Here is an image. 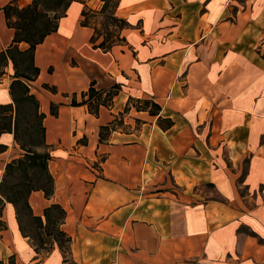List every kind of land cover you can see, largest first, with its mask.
I'll use <instances>...</instances> for the list:
<instances>
[{"label":"crops","instance_id":"crops-1","mask_svg":"<svg viewBox=\"0 0 264 264\" xmlns=\"http://www.w3.org/2000/svg\"><path fill=\"white\" fill-rule=\"evenodd\" d=\"M100 1L68 7L36 47L30 82L54 193L33 192L29 203L44 221L59 205L71 242L37 252L6 203L0 264H264V0H118L127 25L108 51L81 23ZM31 2L0 0V52L15 36L4 8ZM13 73L10 62L2 105L13 101ZM92 83L120 86L97 114L72 105ZM144 99L173 126L134 106ZM0 144L1 184L23 151L11 133Z\"/></svg>","mask_w":264,"mask_h":264},{"label":"trees","instance_id":"trees-1","mask_svg":"<svg viewBox=\"0 0 264 264\" xmlns=\"http://www.w3.org/2000/svg\"><path fill=\"white\" fill-rule=\"evenodd\" d=\"M78 0H32L31 4L19 8L16 5H8L4 8L8 27L15 31L13 43L0 52V82L9 63L13 67V81L10 85L12 103L0 104V137L2 134H14L15 141L20 146L23 154L20 158L7 164L3 180L0 184V235L7 229L3 220V211L6 203L12 204L16 209L17 221L24 237H29L37 252L50 251L54 243L64 250L67 249L71 238L60 230L64 220L65 211L59 205H52L44 213L45 221L40 216L33 214L29 198L33 192L43 191L46 197L54 193V179L49 172L51 154L46 149V130L43 125L45 114L40 111V102L32 94L30 82L39 75V68L34 64L36 47L44 39L57 31L59 20L65 15L68 7ZM99 9L88 8L82 12V25L91 26L95 33L92 43L96 48L108 51L120 41V30L127 23L115 16L118 0H101ZM63 14H57L61 10ZM112 10V12H111ZM109 13V19L114 23L118 36L114 40L112 33H106L104 26L97 23V19ZM103 37V41L97 44ZM29 45L27 50H21L20 44ZM29 63L33 73L30 75L19 67ZM120 90L119 85H114L107 90H97L92 83L87 92L82 93V101L74 100V106H88L90 112L97 114L101 106H110L113 98ZM140 111H148L151 116H159L158 125L162 129L173 126L171 119L160 116L161 106L150 99L133 100ZM128 108L126 109V112ZM52 113H55L52 111ZM117 120V119H116ZM117 123V121H116ZM115 121L113 124H116ZM109 127L102 128L101 137ZM7 147L0 144V154ZM34 228L35 233L30 228Z\"/></svg>","mask_w":264,"mask_h":264},{"label":"rangeland","instance_id":"rangeland-1","mask_svg":"<svg viewBox=\"0 0 264 264\" xmlns=\"http://www.w3.org/2000/svg\"><path fill=\"white\" fill-rule=\"evenodd\" d=\"M63 9L60 11V12H58L57 14H55V15H52L51 14V17H54V16H60V15H62L63 14ZM111 12H112V10H111ZM109 13H106L104 16H102V17H100V18H98L97 19V23H99V24H101V26L103 27L104 26V31L106 32V33H112L113 34V37H114V40H116V38L115 37H117L118 36V34H117V30H116V28H115V25H114V23H112V21L108 18L109 17ZM24 65H21L20 67H19V69H20V71H23V69H25V66L27 65L28 66V64H25V63H23ZM31 64L29 63V66H30ZM28 66V67H29ZM28 74H32L33 73V70H32V68L31 67H29V68H27L26 70H25ZM45 150H47V149H41V151H45ZM31 230H32V232H34L35 233V230H34V228L32 227V228H30ZM242 230H244L245 232H248L247 231V229L246 228H241Z\"/></svg>","mask_w":264,"mask_h":264},{"label":"built area","instance_id":"built-area-1","mask_svg":"<svg viewBox=\"0 0 264 264\" xmlns=\"http://www.w3.org/2000/svg\"><path fill=\"white\" fill-rule=\"evenodd\" d=\"M101 4H102V2L100 1V2L98 3V6H94L93 8H94V9H98V8L101 6Z\"/></svg>","mask_w":264,"mask_h":264}]
</instances>
